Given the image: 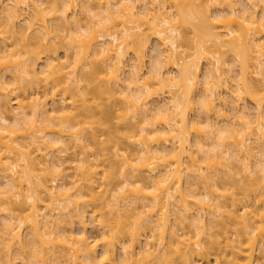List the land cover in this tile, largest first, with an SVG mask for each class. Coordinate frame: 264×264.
<instances>
[{
  "label": "bare ground",
  "instance_id": "6f19581e",
  "mask_svg": "<svg viewBox=\"0 0 264 264\" xmlns=\"http://www.w3.org/2000/svg\"><path fill=\"white\" fill-rule=\"evenodd\" d=\"M44 1L0 0V57L13 67L0 75V264H264V0ZM55 38L65 59L50 55ZM195 104L204 120L189 119ZM108 122L113 154L90 153L107 150ZM220 173L243 198L216 186ZM132 206L139 219L123 220Z\"/></svg>",
  "mask_w": 264,
  "mask_h": 264
},
{
  "label": "rangeland",
  "instance_id": "374dc122",
  "mask_svg": "<svg viewBox=\"0 0 264 264\" xmlns=\"http://www.w3.org/2000/svg\"><path fill=\"white\" fill-rule=\"evenodd\" d=\"M82 1V0H81ZM84 1V0H83ZM102 2H104L103 0H101ZM108 1V0H107ZM110 1H113V0H110ZM8 1H6L5 3H4V7H2L3 9L6 7V5L8 4L7 3ZM42 2H45L44 0H42ZM84 2H86V0L84 1ZM141 3V2H140ZM139 4V3H138ZM140 6V7H139ZM138 6V8L140 9L141 7L143 8V6H142V3L140 4ZM100 7H105V5H102V6H100ZM141 8V9H142ZM6 9V8H5ZM102 9V8H101ZM98 10H100V9H98ZM262 10V9H261ZM259 11H260V9H259ZM30 12L31 11H25V14H24V18H26L29 14H30ZM260 12H262V11H260ZM29 16H31V15H29ZM28 16V17H29ZM1 17H5L6 18V14L4 13L3 15H1ZM78 17L80 18V17H85V15H84V12L81 10V11H79L78 12ZM30 18V17H29ZM29 18H27V19H29ZM23 23V22H22ZM21 23V24H22ZM20 24V25H21ZM87 23H85V21L82 23V25H83V27L86 25ZM19 25V24H18ZM17 25V26H18ZM19 25V26H20ZM19 26H18V28H19ZM87 26H85V28H86ZM72 28V27H71ZM64 32H62V33H56L55 35L53 34L52 36H56L57 34L59 35V36H56V37H59V39H61V37H64V36H62V34H63ZM66 34V33H65ZM0 37H1V35H0ZM65 37H66V35H65ZM64 37V38H65ZM58 39V38H57ZM13 40H14V38H13ZM13 40H11V41H13ZM55 40H56V38H55ZM64 40H66V39H64ZM63 40V38H62V41H63V43L64 42H66V41H64ZM1 41V40H0ZM16 40H14V42H15ZM57 41V43L56 42H53V43H55L54 44V46H52V48L53 47H55V49L53 48L52 49V51L50 52L51 54L50 55H52V57L54 58V57H57V59H59L60 58V60L61 59H65V45H66V43L63 45L64 46V48H62V45H61V43L62 42H58L59 40H56ZM69 41V40H68ZM9 42H10V40H9ZM10 43H12V42H10ZM37 42L35 41V40H31L30 42H28V44H27V47H29V46H34V44H36ZM52 43V44H53ZM0 44L2 45V43L0 42ZM51 44V45H52ZM59 44H60V46H59ZM67 44H69V43H67ZM57 45V46H56ZM39 46V45H38ZM67 47H68V45H66ZM70 46V45H69ZM36 47V46H35ZM33 48V47H31V49H35L36 51H37V47L36 48ZM71 47V46H70ZM153 47H154V43H152V45H151V49H148V51H146V56H145V61H144V63H143V69H144V71L143 72H148V71H150V69H151V65H152V63H154L155 61V59H153V55L155 54L154 52H153ZM3 47H1L0 46V52H2L1 51V49H2ZM40 48V47H39ZM51 48V47H50ZM70 49V48H69ZM68 49V50H69ZM41 50V49H40ZM66 51H67V49H66ZM10 54V53H9ZM0 56H1V53H0ZM4 56V55H3ZM44 56V55H43ZM1 58V57H0ZM3 58H1V60H0V75L3 73V72H6L7 70H10L11 68H12V71H13V67H9L8 68V66L7 67H5V61H4V59L2 60ZM127 62H126V69L124 70V73L125 72H128V71H130L129 69H131V64L133 63L132 62V60H131V58L130 57H127ZM229 60H231V59H229ZM63 61V60H62ZM230 62V61H229ZM7 63V62H6ZM8 64V63H7ZM210 64L212 65L213 64V62H209V64H207V63H203V65L201 66V71H200V75H201V77H203V75L204 74H206V72H207V70H208V68H209V66H210ZM130 65V66H129ZM209 65V66H208ZM12 66V65H11ZM230 66L232 67V70H233V73L235 72V71H237L238 70V68L236 67V65L235 64H233V63H230ZM40 68H41V66H40ZM38 69H39V67H38ZM11 71V72H12ZM14 72H15V70H14ZM123 73V74H124ZM232 73V74H233ZM5 74V73H4ZM8 74V75H7ZM7 74H6V76H7V78H8V80H9V78L11 79L12 77H9V75L11 74H9V72L7 71ZM128 74V73H127ZM231 74V75H232ZM3 75V74H2ZM12 75V74H11ZM15 75V74H14ZM83 75V74H82ZM125 75H126V73L123 75V78L125 77ZM233 75H235V74H233ZM229 76V75H228ZM82 77V76H81ZM126 77H127V75H126ZM230 77V76H229ZM232 77V76H231ZM84 78V77H83ZM7 80V79H6ZM7 80V83H10L9 81ZM84 80V79H83ZM86 80V79H85ZM84 82V81H83ZM87 82V81H86ZM85 82V83H86ZM82 83V82H81ZM85 83H83V84H85ZM88 84V83H87ZM27 85V84H26ZM82 86H86V85H82ZM86 88H87V86H86ZM31 90H33V89H31ZM30 90V91H31ZM202 91L201 90V88H199L198 89V94L200 93V91ZM232 90V89H231ZM28 91H29V89H28ZM28 91H26L27 93H28ZM30 91H29V93H30ZM32 92V91H31ZM224 93V92H223ZM197 94V92L195 93V95L197 96L198 95ZM224 97H227V95H223ZM14 97V96H13ZM89 97H92V96H89ZM11 98H12V96H11ZM60 97H58L57 99H59ZM90 99V98H89ZM194 100H196L197 101V98L196 99H194ZM103 101H105V99L103 100ZM93 102L94 101H92L91 100V102L87 105V106H90V105H93ZM97 103L99 104L100 103V101H98L97 100ZM102 104L104 103V102H101ZM105 103H107V102H105ZM196 103V102H195ZM79 104V103H78ZM197 104H198V102H197ZM197 104H195V106H193V111H191L189 114H188V117H189V119L190 120H194V118H198L199 116H200V106H198ZM240 104H245L247 107L246 108H248V111H249V113L250 112H253V110H254V108H253V105L250 103V102H248V101H246V102H240ZM104 105V104H103ZM102 105V106H103ZM49 106V105H48ZM79 106H80V104H79ZM108 106H109V104H108ZM16 107V106H15ZM50 107H51V103H50ZM50 107H48V108H50ZM93 107V106H92ZM92 107H90L91 109H92ZM95 107V106H94ZM106 106L104 105V107L103 108H105ZM109 107H113V106H111V104H110V106ZM96 108V107H95ZM95 108H93L94 110H95ZM108 108V107H107ZM31 109V108H30ZM29 109V110H30ZM92 109V111H94ZM100 109V108H99ZM109 109V108H108ZM107 109V112L109 111ZM26 111H27V109H25ZM28 110V111H29ZM24 111V110H23ZM25 111V112H26ZM27 111V112H28ZM31 111V110H30ZM29 111V112H30ZM96 111V110H95ZM101 111H102V109H101ZM100 111V112H101ZM104 111H106V110H104ZM110 111H111V109H110ZM24 112V113H25ZM99 112V111H98ZM103 112V111H102ZM31 113V112H30ZM94 113H96V112H94ZM98 114V113H97ZM30 115V114H29ZM198 115V116H197ZM225 116L226 115H223L222 116V114L221 115H219V117L217 118H214L215 116H212V120H213V122L214 123H219V124H221L222 125V122L224 121V119H225ZM98 117L99 118H101V119H105L106 120V117L105 116H99L98 115ZM200 117H203V116H200ZM198 118V119H203L204 120V118ZM13 118V119H12ZM196 118V119H197ZM7 119L9 120V122L10 123H12L11 121L12 120H14V117H12L11 116V118H10V116L9 115H7ZM98 119V118H97ZM100 119V120H101ZM230 119L232 120V123L233 124H235V119H233L231 116H230ZM113 123L114 122H111V123H109L108 122V124L107 125H105L104 126V129L102 128L101 129V131L99 132L98 131V133H99V135L101 134V140H103V141H105V140H110V141H108V144H107V146L105 147L107 150H103V146L102 145H91V147H89V149H90V153L91 152H93V153H102V154H113V149H112V147H113V145L114 144H112V142H111V140H113L114 138H115V135L117 136L118 135V133L116 132V128H115V126H113ZM204 125H205V123H204ZM204 125H202L201 126V130H203V132H205V133H203V134H206V129H204ZM224 125V124H223ZM101 127H103V126H101ZM94 129V128H93ZM95 130V129H94ZM98 130V129H97ZM87 132V134L85 133L84 135H85V137H88L89 136V134L90 135H92L90 132H91V130H89V131H86ZM92 132H93V130H92ZM95 132H97V131H95ZM95 132H93V133H95ZM192 132V131H191ZM116 133V134H115ZM196 134V133H195ZM194 134V132H193V134H191L192 136H190V138H191V143H192V145L195 143V141H194V143H193V140H196V137L194 136L195 135ZM89 137H91V136H89ZM92 142H90V144H91ZM195 145V144H194ZM193 145V146H194ZM193 146H191L192 148L191 149H193L194 147ZM104 148V149H105ZM79 151V150H78ZM88 151V150H87ZM87 151H85V152H87ZM71 152H72V150H71ZM71 152H69V153H71ZM75 152H76V150H75ZM81 152H83V151H81ZM80 152V153H81ZM76 153H79V152H76ZM90 153H87L88 155H90ZM71 154H73V153H71ZM87 154L85 153V156H87ZM81 155H82V153H81ZM106 155H104L103 157H105ZM109 156V155H108ZM107 156V157H108ZM72 157V156H71ZM71 157H69V159L71 158ZM65 159V158H64ZM68 158H66V160H67ZM212 164H213V169L214 170H219V163L217 164V162H211ZM211 164V165H212ZM66 165H67V163H66ZM203 165V164H202ZM66 167V166H65ZM73 167V166H72ZM71 171V170H70ZM74 172V171H73ZM72 172V173H73ZM131 172V171H130ZM129 172V173H130ZM117 178H119V176L117 175ZM116 178V179H117ZM118 181L120 180V179H117ZM135 178H132L131 179V181H133V183L135 182ZM69 181H72V180H69ZM68 180H67V182H69ZM114 181H115V179H114ZM186 181V180H185ZM2 181H0V183H1ZM120 183H121V180L119 181ZM215 183H216V186H221L220 188H222L223 190H221L222 192H224V191H227V193L228 194H230V193H233V192H235L236 194L238 193V196H240L241 195V191H242V189L238 186V187H236L235 185H234V182H233V180H231L230 178H227L225 175H223L222 173H220L219 174V176H218V180H216L215 181ZM2 184V183H1ZM0 184V185H1ZM4 184V183H3ZM2 184V185H3ZM61 184V183H60ZM116 184H118L117 182H115V184H114V186H117ZM100 185V184H99ZM147 185V184H146ZM184 185V188L185 187H187V185H186V182L183 184ZM101 187L102 188H105L103 185H101ZM113 186H111V188H112ZM118 187V186H117ZM202 186H200L199 185V187H198V189L196 190V194H197V196H199V198H203L204 196H203V194H204V192H205V194H206V191H204V189L203 188H201ZM255 189H257L258 191H259V189H260V185L258 184V183H255ZM101 188V189H102ZM113 189H116L117 190V188L115 187H113ZM254 189V188H253ZM130 195H129V198H128V201L130 200V201H133L134 200V202L135 201H137V205H139V207H141L142 205H143V201H141V200H138L140 197H137V198H135L136 197V193H135V191L133 190V188H132V191H131V193H129ZM204 194V195H205ZM240 194V195H239ZM137 196H140V195H137ZM203 196V197H202ZM242 196V195H241ZM142 198V197H141ZM140 198V199H141ZM242 198H243V196H242ZM135 199H137V200H135ZM226 200H232V197L231 196H227L226 197ZM239 204V203H238ZM264 204V203H263ZM262 204V205H263ZM240 206V205H239ZM241 207L242 206H240L239 208H238V205H237V208L240 210L241 209ZM253 210V209H252ZM197 212V211H196ZM195 211H193V213H196ZM139 213H140V209L139 210H135L134 209V207L132 206L131 208H130V210H129V212H127L126 214H124V217L122 218L123 220L124 219H126V221H128V222H132V221H135V220H138L139 219ZM90 217V215H87V217H86V225H87V234H88V236H90L91 237V239H99V237H100V233H101V231H99V228L96 226V222L94 221H92V219L91 218H89ZM88 218V219H87ZM174 216L172 217V222L171 223H174L175 221H174ZM206 223H207V227L209 228L210 226H211V224H209L208 222V217H207V219H206ZM2 221H0V224L2 225V223H1ZM71 222H73V224H72V228H73V230H75L74 232H76L77 234L80 232V229H79V227H78V225H77V223H76V220L74 219V218H72V217H68V218H65L64 219V222L62 223V227H66V226H69V224H71ZM212 222V221H211ZM213 223H214V221H213ZM212 223V224H213ZM216 223V222H215ZM210 226H209V225ZM224 227H225V225H224ZM223 227V228H224ZM221 228V231H222V227H220ZM220 228L218 229V230H216L217 232H219L220 233ZM238 228L239 227H236V226H233V230L235 229V230H238ZM210 229V228H209ZM211 232H212V230H211ZM214 232V231H213ZM213 232H212V234H213ZM217 232H214V233H217ZM209 233H210V230H209ZM211 234V233H210ZM212 234H211V236H212ZM25 235V234H24ZM99 235V237H97ZM212 240V239H211ZM211 240H209V241H211ZM205 241V240H204ZM213 242V241H212ZM212 242H210V244L212 243ZM207 243L209 244V242H206V245L203 243V248H207ZM214 248H216V247H214ZM214 250H217V248L216 249H213V252H214ZM117 251V250H116ZM217 252V251H216ZM17 254V253H16ZM15 255V254H14ZM116 261H118V260H120L121 258L120 257H122L121 256V251H120V249L118 248V251L116 252ZM261 257L262 256V253H261V251H258L257 252V257ZM263 257V256H262ZM19 261V263H20V260H18ZM117 263H119V262H117Z\"/></svg>",
  "mask_w": 264,
  "mask_h": 264
}]
</instances>
